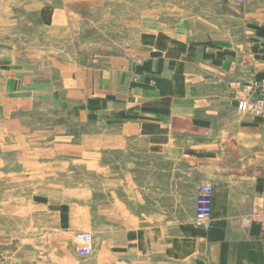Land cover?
<instances>
[{"label":"rangeland","instance_id":"1","mask_svg":"<svg viewBox=\"0 0 264 264\" xmlns=\"http://www.w3.org/2000/svg\"><path fill=\"white\" fill-rule=\"evenodd\" d=\"M245 3L0 0V264L196 260L213 220L197 224V191L214 184L215 198L221 180L208 154L213 167L239 122L264 121L238 110L264 100ZM127 184L136 225L166 215V258L158 235L151 257L96 244V198ZM78 232L93 237L87 257Z\"/></svg>","mask_w":264,"mask_h":264},{"label":"crops","instance_id":"2","mask_svg":"<svg viewBox=\"0 0 264 264\" xmlns=\"http://www.w3.org/2000/svg\"><path fill=\"white\" fill-rule=\"evenodd\" d=\"M241 8L249 22L254 20V23L247 24L241 30L254 34L252 36L254 39L249 44V48L254 50L252 78H264V0H246ZM229 134V137L224 136L223 140H229L230 152L227 153L224 143L222 147L224 155L216 152L213 154L217 157L213 160V167L208 154V169L213 168L216 172L214 175L221 180L214 198L213 220L199 235L201 240L205 239V247L201 245L196 260L193 259L191 264H264V235L261 226L252 218L257 207L264 204V121H253L249 124L239 122ZM221 160L223 164L219 167L218 163ZM172 173L171 181L177 190L178 170H173ZM119 180L123 183L121 179ZM111 182H114V179ZM113 187L109 191L110 199L96 198V244L98 245L100 241L101 246H107L106 243L110 242L112 246L115 247L117 244L120 247L125 241L128 251L132 250L134 255L145 256L148 251L147 256L151 257V244L156 246L158 235L159 255L166 258L168 235L166 215L163 219L160 215L158 225L155 223V217L153 225L144 219L138 220L136 225V213L131 212V200L123 202L121 194L132 189L136 195L140 189L135 185H132V188L129 184L122 185L116 202ZM141 197L143 199L141 202L145 204L144 197ZM116 203L119 208H115ZM137 207L140 208V204ZM152 236L155 240L153 242ZM75 247L84 257L81 254L82 246L76 240ZM88 248L92 251V245Z\"/></svg>","mask_w":264,"mask_h":264},{"label":"built area","instance_id":"3","mask_svg":"<svg viewBox=\"0 0 264 264\" xmlns=\"http://www.w3.org/2000/svg\"><path fill=\"white\" fill-rule=\"evenodd\" d=\"M238 109L242 112L254 111L257 114L264 113V100L258 102H252L249 100L240 101ZM215 187L211 183L203 184L199 187V193L196 198V222L197 224H205L208 222L213 214V195ZM257 220L261 224V232L264 235V216L257 215ZM76 240L82 244L81 254L84 257L90 255L91 250L86 247L92 244V236L88 233L79 232L75 235Z\"/></svg>","mask_w":264,"mask_h":264},{"label":"bare ground","instance_id":"4","mask_svg":"<svg viewBox=\"0 0 264 264\" xmlns=\"http://www.w3.org/2000/svg\"><path fill=\"white\" fill-rule=\"evenodd\" d=\"M203 185V184H202ZM215 187V186H214ZM214 192H215V190H214ZM198 193H199V189H198V192H197V196H198ZM197 196H196V198H197ZM213 205H214V195H213ZM213 215V214H212ZM212 218V217H211ZM195 219H196V210H195ZM211 220V219H210ZM209 220V221H210ZM79 233V232H78ZM83 233H85V232H83ZM77 234V233H76ZM75 234V235H76ZM91 235V234H90ZM92 236V235H91ZM92 239H93V237H92ZM75 240H76V238H75ZM76 242L80 245V246H82V244L81 243H79L77 240H76ZM92 243H93V241H92ZM92 244H89V245H87L86 247H88V246H91Z\"/></svg>","mask_w":264,"mask_h":264}]
</instances>
